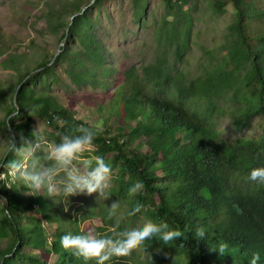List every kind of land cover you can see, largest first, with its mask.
<instances>
[{
  "label": "trees",
  "instance_id": "1",
  "mask_svg": "<svg viewBox=\"0 0 264 264\" xmlns=\"http://www.w3.org/2000/svg\"><path fill=\"white\" fill-rule=\"evenodd\" d=\"M163 1L176 8L174 0ZM229 3L236 12L223 44L227 55L212 56L203 72L190 79L182 73L174 75L170 62L159 59L145 65L142 76L135 66L125 69L122 82L113 85L116 70L103 59L106 47L80 0H46L48 29L64 42L58 54L34 40L30 53H13L14 38L0 28V65L20 75L16 99L13 95L11 105L6 104L8 116L17 105L19 114L3 121L15 137L0 160L18 159L9 149L13 143L24 146V136L35 140V118L45 121L57 139L83 125L96 133L95 150L88 158L98 155L107 162L106 155L115 154L118 170L113 193L128 205L126 216L118 214V228L106 219L109 206H100L102 225L92 233L116 238L114 229L131 230V221L141 216L167 223L170 229H187L171 245L153 238L131 256L113 257L106 264H249L253 253L264 264V184L249 179L253 168L264 167V6L262 0L210 1L215 13L223 12ZM179 9V17L162 20L163 26L182 27L178 59L195 22L189 6L182 4ZM66 14L73 19L66 21ZM88 82L110 92L105 105L109 116L102 131L79 119L74 103L66 104L56 90L73 92ZM9 94L0 80V104ZM111 115L119 121L116 127L108 124ZM222 118L236 129L258 118L261 132L227 140L217 129ZM137 182L143 190L130 195ZM0 198L5 200L0 264H95L60 243L65 234L89 233L82 224L90 213L75 215L61 197L28 194L19 181H0ZM137 203L142 210L129 216ZM50 225H55L53 234ZM198 227L205 230L204 240L195 235ZM221 243L228 245L226 255L210 251Z\"/></svg>",
  "mask_w": 264,
  "mask_h": 264
},
{
  "label": "rangeland",
  "instance_id": "2",
  "mask_svg": "<svg viewBox=\"0 0 264 264\" xmlns=\"http://www.w3.org/2000/svg\"><path fill=\"white\" fill-rule=\"evenodd\" d=\"M60 1L65 0H58ZM89 1L91 3L87 9L88 6L85 5ZM93 1L80 0V6L88 10L95 23L98 37L106 47L102 52L103 59L111 63L116 70L113 85L122 82L123 72L131 66H135L142 76L145 65L163 59L170 62L174 75L182 73L190 79L203 72L212 56L227 55L223 50V44L227 38V26L233 21L236 12L231 3L225 6L223 12L215 13L210 4V1L214 0H174L176 8L172 9L163 0H103L101 4ZM45 3L46 0H0V28L3 33L14 38L15 42L11 48L13 53H30L29 46L33 40L51 52L58 51L63 45L64 42L48 29ZM182 4L192 9L195 22L191 28L188 45L182 49V56L178 59L177 39L182 36L179 32L182 27L177 25L173 28L170 24L163 26L162 20L164 17L167 19L179 17V5ZM262 5L264 6V0ZM65 19L69 22L73 17L66 14ZM19 79L20 75L16 72L4 69L0 65V80L9 87L10 93V97L0 104V159L15 136L9 125H4L3 121L9 119L6 104L11 105ZM56 90L66 98V104L74 103L79 119L98 130L102 131L105 128L104 122L109 116L106 111L109 107H105L110 98L109 90L96 88L91 82L73 92ZM32 124L49 144L59 142L56 135H53V129L45 121L35 118ZM108 124L110 127H116L119 121L111 115ZM217 129L227 140L257 136L261 132L258 118L254 119L250 126L242 129L234 128L229 119L222 118L217 122ZM24 138L27 142H35L33 138L27 136ZM106 159V163L112 168L113 176L111 195L108 199L98 200L96 193L91 196L77 195L69 198L60 196L64 207L72 208L75 215H81L82 212L90 213V218L82 224L83 230L87 232H92L95 227L102 225L100 206L110 207L113 202L119 201L118 214L121 217L126 216L128 209V205L113 193L118 170L115 154L106 155ZM3 206V200H0V217ZM146 222L143 216L132 220L131 230L141 227ZM54 228L55 225L49 226L51 234L54 233Z\"/></svg>",
  "mask_w": 264,
  "mask_h": 264
},
{
  "label": "clouds",
  "instance_id": "3",
  "mask_svg": "<svg viewBox=\"0 0 264 264\" xmlns=\"http://www.w3.org/2000/svg\"><path fill=\"white\" fill-rule=\"evenodd\" d=\"M19 114V106L11 113L9 119H14ZM58 119V118H57ZM35 142H26L17 148L13 143L9 151H14L19 157L4 162L0 160V181H19L28 189V194L46 193V197L56 200L63 196L69 198L77 195L91 196L98 194V200L110 197L111 182L113 179L112 168L102 156L88 158L95 150L94 139L96 133L83 125L76 127L71 132L60 134L59 142L49 144L39 131L34 134ZM39 153V155H37ZM41 157L43 159H41ZM249 179L264 184V167L253 168ZM141 182L135 183L129 189L130 195H136L143 190ZM5 203L4 198H0ZM119 201L107 207L106 219L115 222V227L120 224L118 209ZM143 208L142 204L136 206L127 214L135 216ZM6 215L10 211L6 209ZM185 230L170 229L167 223L147 221L141 227L116 232V238L110 236H97L92 232L87 234H65L60 238L61 246L76 257L83 258L85 262L95 261V264H106L113 257H129L135 249L146 246V241L156 238L165 245L184 237ZM195 235L204 240L205 230L196 229ZM227 243H221L210 251L217 252L220 256L226 255ZM260 256L253 253L249 264H259Z\"/></svg>",
  "mask_w": 264,
  "mask_h": 264
},
{
  "label": "water",
  "instance_id": "4",
  "mask_svg": "<svg viewBox=\"0 0 264 264\" xmlns=\"http://www.w3.org/2000/svg\"><path fill=\"white\" fill-rule=\"evenodd\" d=\"M64 40H66V37L64 38ZM63 45H64V43H63ZM59 52H60V50L57 51V54H58ZM57 54H56V55H57ZM16 95H17V92H16L15 95H14V99H16ZM14 137H15V136H14Z\"/></svg>",
  "mask_w": 264,
  "mask_h": 264
}]
</instances>
